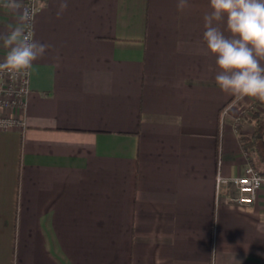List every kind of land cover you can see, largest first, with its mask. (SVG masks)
I'll return each instance as SVG.
<instances>
[{
    "label": "crops",
    "instance_id": "0c3cea01",
    "mask_svg": "<svg viewBox=\"0 0 264 264\" xmlns=\"http://www.w3.org/2000/svg\"><path fill=\"white\" fill-rule=\"evenodd\" d=\"M178 2L67 0L57 18L38 0L49 47L24 109L0 108L22 124L0 130V264L262 262L264 185L248 205L215 187L250 164L236 126L259 99L217 86L209 0ZM17 23L0 7V32Z\"/></svg>",
    "mask_w": 264,
    "mask_h": 264
},
{
    "label": "clouds",
    "instance_id": "9594fccd",
    "mask_svg": "<svg viewBox=\"0 0 264 264\" xmlns=\"http://www.w3.org/2000/svg\"><path fill=\"white\" fill-rule=\"evenodd\" d=\"M209 6L203 41L220 69L215 76L217 86L238 98L264 101V0H209ZM0 7L18 17L15 26L0 32V48L6 50L0 60V74L16 79L30 73L49 46L34 39L31 8L19 0H0ZM190 7L188 0L177 4L179 11ZM67 8V0H61L56 17ZM257 227L264 230V225Z\"/></svg>",
    "mask_w": 264,
    "mask_h": 264
},
{
    "label": "built area",
    "instance_id": "2783aa9c",
    "mask_svg": "<svg viewBox=\"0 0 264 264\" xmlns=\"http://www.w3.org/2000/svg\"><path fill=\"white\" fill-rule=\"evenodd\" d=\"M23 5L32 9L33 17L40 9L38 0H23ZM3 58L0 57V60ZM29 74L12 79L7 75L0 74V108L8 109L12 112L24 109L26 98L29 93ZM227 113L223 110L222 116ZM22 125L17 118L0 116V130ZM234 185L237 189V195L231 200L239 204H251L258 195V192L264 185V174L252 165H248L245 173L239 177L228 178L222 176L219 172L216 175V192L220 191L222 185ZM260 264H264V258Z\"/></svg>",
    "mask_w": 264,
    "mask_h": 264
},
{
    "label": "trees",
    "instance_id": "16d2710c",
    "mask_svg": "<svg viewBox=\"0 0 264 264\" xmlns=\"http://www.w3.org/2000/svg\"><path fill=\"white\" fill-rule=\"evenodd\" d=\"M257 102L264 103L262 100ZM247 122L251 125V131L241 132L240 123H238L237 134L245 153L252 156L249 160L250 165L264 174V113L251 110Z\"/></svg>",
    "mask_w": 264,
    "mask_h": 264
},
{
    "label": "rangeland",
    "instance_id": "374dc122",
    "mask_svg": "<svg viewBox=\"0 0 264 264\" xmlns=\"http://www.w3.org/2000/svg\"><path fill=\"white\" fill-rule=\"evenodd\" d=\"M251 110H256V111H258V112H261V113H264V103H261V104H258V102H256V103H251V104H249V105H247V106H245V107H243L242 109H241V113L239 114L240 116V119H243V118H248L249 117V112L251 111ZM251 157V155L249 156V158ZM250 165V164H249ZM253 166V165H252ZM254 167V166H253ZM259 170V169H258Z\"/></svg>",
    "mask_w": 264,
    "mask_h": 264
}]
</instances>
